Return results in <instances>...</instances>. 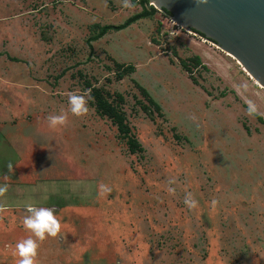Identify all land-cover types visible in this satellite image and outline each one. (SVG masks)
Returning <instances> with one entry per match:
<instances>
[{"label":"rangeland","instance_id":"374dc122","mask_svg":"<svg viewBox=\"0 0 264 264\" xmlns=\"http://www.w3.org/2000/svg\"><path fill=\"white\" fill-rule=\"evenodd\" d=\"M150 6L90 43L140 0H0V264H18L28 205L61 225L37 264H264V89ZM72 92L85 115L69 111Z\"/></svg>","mask_w":264,"mask_h":264},{"label":"water","instance_id":"95a60500","mask_svg":"<svg viewBox=\"0 0 264 264\" xmlns=\"http://www.w3.org/2000/svg\"><path fill=\"white\" fill-rule=\"evenodd\" d=\"M183 28L233 55L264 86V0H152Z\"/></svg>","mask_w":264,"mask_h":264},{"label":"clouds","instance_id":"9594fccd","mask_svg":"<svg viewBox=\"0 0 264 264\" xmlns=\"http://www.w3.org/2000/svg\"><path fill=\"white\" fill-rule=\"evenodd\" d=\"M122 7L125 9H132L136 7V0H121ZM210 0H193V3L197 7L207 6ZM241 88L246 89V84H241ZM69 111L73 116L80 117L88 112L87 101L83 95H78L74 92L69 93ZM247 108L246 113L249 117H255L260 115L257 105L251 101L246 100ZM49 127L52 129H57L58 127L64 126L68 120V114L62 113L60 115L52 116L49 115L47 118ZM9 171L12 170V165H8ZM7 190L6 186L0 187V194H3ZM112 189L104 184L99 185V192L101 195L110 193ZM168 193L174 194L175 189L169 187L167 189ZM184 203L194 208L197 206V201L192 198V194L188 193L185 197ZM217 201L213 200L212 204L215 206ZM27 215L23 224L26 230L31 233V236L27 239H23L16 243L15 254L18 255V264H37V250L39 248L38 241L42 242L47 237H56L60 232L61 225L53 210L47 207H36L34 205L27 206ZM32 237H35L33 239Z\"/></svg>","mask_w":264,"mask_h":264},{"label":"trees","instance_id":"16d2710c","mask_svg":"<svg viewBox=\"0 0 264 264\" xmlns=\"http://www.w3.org/2000/svg\"><path fill=\"white\" fill-rule=\"evenodd\" d=\"M140 4L144 7L143 12L140 13L139 15L130 18L129 20H127L124 24L120 25V26H112V25H108V26H99L96 25L94 26V30H97L96 34L93 35L90 39L89 42H96L100 39H102L104 36H106L107 34H109L110 32H120L123 30H126L127 28H129L131 25L135 24L138 20L141 19H145V18H150L154 15V13L156 12V9L153 6H150V8H148V0H140ZM13 61H18L16 59H12ZM199 60V59H197ZM133 68L131 67L130 71H132ZM100 105V104H99ZM257 118L259 119V121L264 125V120L262 117L257 116ZM124 120L121 119V123H123ZM120 124V123H119ZM126 125L121 124V126L119 127V129L124 132V133H128V130L126 127ZM129 144L131 146L132 149H135L137 147V143L131 139L129 141Z\"/></svg>","mask_w":264,"mask_h":264},{"label":"bare ground","instance_id":"6f19581e","mask_svg":"<svg viewBox=\"0 0 264 264\" xmlns=\"http://www.w3.org/2000/svg\"><path fill=\"white\" fill-rule=\"evenodd\" d=\"M151 2L153 3V4H156V3H154L152 0H151ZM157 5V4H156ZM205 42V41H204ZM226 55L227 56H229V57H231V58H233L234 60H236V62H237V64L239 65V66H241V68H242V70L246 73V75L256 84V85H258L261 89H264L263 88V86L259 83V82H257L256 81V79L245 69V67L233 56V55H231L230 53H228V52H226ZM230 82V81H229ZM246 99V98H245Z\"/></svg>","mask_w":264,"mask_h":264},{"label":"crops","instance_id":"0c3cea01","mask_svg":"<svg viewBox=\"0 0 264 264\" xmlns=\"http://www.w3.org/2000/svg\"><path fill=\"white\" fill-rule=\"evenodd\" d=\"M256 85V84H255Z\"/></svg>","mask_w":264,"mask_h":264}]
</instances>
